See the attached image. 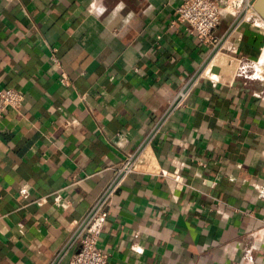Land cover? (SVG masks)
I'll list each match as a JSON object with an SVG mask.
<instances>
[{
    "label": "crops",
    "instance_id": "crops-1",
    "mask_svg": "<svg viewBox=\"0 0 264 264\" xmlns=\"http://www.w3.org/2000/svg\"><path fill=\"white\" fill-rule=\"evenodd\" d=\"M179 3L0 0V89L25 94L0 105V264H69L120 179L107 264H264V24L243 6L212 50Z\"/></svg>",
    "mask_w": 264,
    "mask_h": 264
},
{
    "label": "built area",
    "instance_id": "built-area-1",
    "mask_svg": "<svg viewBox=\"0 0 264 264\" xmlns=\"http://www.w3.org/2000/svg\"><path fill=\"white\" fill-rule=\"evenodd\" d=\"M251 0H180L176 8V21L186 23L187 30L193 36L198 37L210 49L215 50L221 44L223 35L218 34L219 27L228 19H231V11L241 3L247 7ZM238 4V5H237ZM243 8V7H242ZM241 8V9H242ZM230 9V10H229ZM240 9L238 8L237 11ZM241 12V10H240ZM259 16V14H258ZM227 32H225L226 35ZM264 47L262 48V52ZM237 52V49H234ZM261 52V53H262ZM261 55L259 56V58ZM258 58V60H259ZM257 60V62H258ZM256 78H260L258 72H254ZM25 94L15 88L0 89V105L2 110L12 108L19 111L23 105ZM132 156L121 166V171L129 173L134 170ZM121 179L111 186L92 205L90 211L83 219L84 226L79 234V248L72 254L69 264H107L109 253L99 245L100 234L107 223L109 207L112 198ZM260 195L264 197V189ZM254 246L247 250L248 259L254 262L252 255Z\"/></svg>",
    "mask_w": 264,
    "mask_h": 264
},
{
    "label": "rangeland",
    "instance_id": "rangeland-1",
    "mask_svg": "<svg viewBox=\"0 0 264 264\" xmlns=\"http://www.w3.org/2000/svg\"><path fill=\"white\" fill-rule=\"evenodd\" d=\"M243 4L244 3H241V6L240 7H238V6H236V9H234L235 11H231L232 13H231V15H232V17H231V19H230V21H229V25H231L232 23H233V21H235V17L238 19V21H241V20H243V18H246V19H249V17L250 16H247V14H246V12H243L242 13V16L240 15L241 14V12H240V10H241V8L243 7ZM238 5V4H237ZM238 8L240 9L239 11H237L238 10ZM230 10V9H229ZM249 14V13H248ZM257 16H258V14L257 13H255ZM246 15V16H245ZM257 16H255V18H251L253 21L255 20V23L256 22H259L260 24H264V19L259 15V17H257ZM240 17V18H239ZM257 18H258V20H257ZM236 19V20H237ZM224 23H226V21L224 22ZM229 25H228V27H229ZM263 47H264V44H263ZM262 52V51H261ZM263 53V52H262ZM262 53L260 54V55H262ZM254 72H258L257 71V69H256V67H255V69L253 68L251 71H249V72H247V75L248 76H252V77H254L255 76V74H254ZM260 72V71H259ZM259 74H261L260 75V78H263L264 77V69H262V72H260Z\"/></svg>",
    "mask_w": 264,
    "mask_h": 264
},
{
    "label": "water",
    "instance_id": "water-1",
    "mask_svg": "<svg viewBox=\"0 0 264 264\" xmlns=\"http://www.w3.org/2000/svg\"><path fill=\"white\" fill-rule=\"evenodd\" d=\"M264 1L263 0H251L250 5L264 19Z\"/></svg>",
    "mask_w": 264,
    "mask_h": 264
},
{
    "label": "bare ground",
    "instance_id": "bare-ground-1",
    "mask_svg": "<svg viewBox=\"0 0 264 264\" xmlns=\"http://www.w3.org/2000/svg\"><path fill=\"white\" fill-rule=\"evenodd\" d=\"M264 1V0H263ZM264 5V4H263ZM255 11V10H254ZM256 13V12H255ZM247 14V13H246ZM246 16V15H245ZM221 54V53H220ZM220 57V56H219ZM222 57V56H221ZM222 59V58H221ZM224 60V59H223ZM212 61V60H211ZM256 69L258 71V73L262 72V69H264V50L263 53L261 55V57L259 58L258 62H256ZM260 71V72H259ZM262 76V75H261Z\"/></svg>",
    "mask_w": 264,
    "mask_h": 264
}]
</instances>
